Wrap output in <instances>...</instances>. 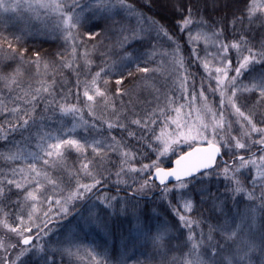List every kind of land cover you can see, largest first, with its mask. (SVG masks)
Segmentation results:
<instances>
[{"label":"snow or ice","instance_id":"6c2138e0","mask_svg":"<svg viewBox=\"0 0 264 264\" xmlns=\"http://www.w3.org/2000/svg\"><path fill=\"white\" fill-rule=\"evenodd\" d=\"M156 2L0 0L22 24L0 33V264H130L136 249L160 259L134 264H264V0H231L219 19L209 0H167L173 25L146 14ZM33 31L61 36L67 57L26 47ZM192 57L218 103L197 91ZM121 216L119 250L84 245Z\"/></svg>","mask_w":264,"mask_h":264},{"label":"trees","instance_id":"16d2710c","mask_svg":"<svg viewBox=\"0 0 264 264\" xmlns=\"http://www.w3.org/2000/svg\"><path fill=\"white\" fill-rule=\"evenodd\" d=\"M250 2V0H249ZM227 5V7H226ZM203 14L206 17H210L212 19H219L220 17H223L225 15H228L230 18V13L232 10H234V6L231 2V0H217V4L215 5V8L213 7L211 0H209V5L207 8H204L202 5ZM145 12L148 16H154L158 21H160L163 24L166 25H173L176 20L178 19L175 17L174 13L172 12L171 8L167 4V0H157L155 6L152 7L151 11H148L145 9ZM22 27V24L17 22L15 19H8L3 14H0V33H3L5 35H9L12 33L19 34L20 29ZM255 31L248 33V35L251 37H255L257 40L259 39V24H256L254 26ZM229 33H231V26H229ZM180 36L183 38V41L187 40V33H182ZM24 43L25 46L28 47L32 51H38L40 52L41 56L44 58L45 61L53 60V59H59V54H65L67 57V53L70 52V47L68 44L65 43L64 39L59 36L56 33L51 32H41V31H33L31 34H26L24 36ZM191 46H187L185 48L184 55L185 57L189 56ZM200 48L204 47L203 41L199 44ZM98 55V54H97ZM230 57L232 59H235V53L234 51L230 54ZM191 62L188 63V72L192 74V76L195 78L197 82V91L199 90L200 83L203 82V86L205 88V94L209 97L210 101H213L214 103H218L219 101V95L213 96L212 93L208 90V85L211 83L213 86L215 85L214 80H210L208 78V75L206 71L203 69L202 66H200V62L196 61L194 57L190 58ZM97 63L99 61L97 60ZM43 70V69H42ZM98 70L95 66H93V71ZM34 69H29V72H34ZM234 74V73H230ZM58 80H60L62 83L65 84L66 89L72 90V95H68V101L75 103V75L72 74V70L66 69L64 71L63 77L58 76ZM113 88L114 85V79L112 81ZM81 99H83L81 94ZM127 99V98H125ZM141 100L148 99L151 100V97L148 95L147 92H144L141 97ZM199 103V101H198ZM87 118V117H86ZM4 144L5 142L3 140H0V152L4 151ZM174 158V157H173ZM145 163L147 161H144ZM68 163L71 165L74 163L72 159L68 161ZM167 164V161H165ZM3 161H0V167H3ZM109 194L110 195H117L116 188L113 184L109 185ZM101 192L108 191V189H100ZM129 194H131V190H128ZM120 197H123L125 195V191L123 188V185H121V191L118 193ZM158 195V191L155 193H149L148 196L141 199L139 196H137V199H141V205L144 207V201H148V204L145 208V211H150L152 208L156 207L159 204V201H156L155 204L152 203L153 200H156V196ZM134 223V221H133ZM117 225H122L121 228H119L115 235L111 237H105L103 233L96 232L90 234L89 238L84 241V245L86 247H95L96 245H99L100 247H96L97 252H102L103 246L105 242H107L109 248H116L119 250L120 248V235L121 231H123L125 234L127 233V229L129 227L128 219L121 216L119 219L116 220ZM0 236H2V232H0ZM15 238H13L14 242ZM150 256H154L155 261H158L160 259L159 256H155L153 253H151L150 249H136L135 255L133 258V261L130 262V264H134L135 259H139L140 261H145Z\"/></svg>","mask_w":264,"mask_h":264},{"label":"rangeland","instance_id":"374dc122","mask_svg":"<svg viewBox=\"0 0 264 264\" xmlns=\"http://www.w3.org/2000/svg\"><path fill=\"white\" fill-rule=\"evenodd\" d=\"M165 46H167V45H165ZM210 50H211V49H210ZM233 51H234V50H233ZM234 53H235V51H234ZM200 55L203 56L204 53L201 52ZM208 59L211 60L212 58L209 57ZM214 66H215V61H213V62L210 64V69L213 70V71H214ZM203 69H204V68H203ZM204 70H205V69H204ZM206 73H207V72H206ZM165 75H167V72H165ZM207 75H208V73H207ZM177 95H179V93H177ZM180 102H183V101H180Z\"/></svg>","mask_w":264,"mask_h":264},{"label":"water","instance_id":"95a60500","mask_svg":"<svg viewBox=\"0 0 264 264\" xmlns=\"http://www.w3.org/2000/svg\"><path fill=\"white\" fill-rule=\"evenodd\" d=\"M173 159H174V158H173ZM221 159H222V158H221ZM155 183H157V184H158V183H159V181H155Z\"/></svg>","mask_w":264,"mask_h":264}]
</instances>
